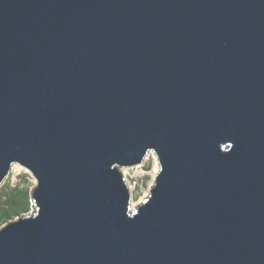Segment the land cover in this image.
<instances>
[{"label": "water", "instance_id": "obj_1", "mask_svg": "<svg viewBox=\"0 0 264 264\" xmlns=\"http://www.w3.org/2000/svg\"><path fill=\"white\" fill-rule=\"evenodd\" d=\"M15 164L0 264H264V0H0V186Z\"/></svg>", "mask_w": 264, "mask_h": 264}, {"label": "rangeland", "instance_id": "obj_2", "mask_svg": "<svg viewBox=\"0 0 264 264\" xmlns=\"http://www.w3.org/2000/svg\"><path fill=\"white\" fill-rule=\"evenodd\" d=\"M152 155L154 156L150 152L141 165L120 169L127 185L132 189L130 203L132 199L133 209L148 195L155 180V168L158 163ZM12 168L0 186V229L8 222L32 211L30 194L36 181L31 173L20 165L15 164ZM4 210H7L9 219L1 217Z\"/></svg>", "mask_w": 264, "mask_h": 264}, {"label": "bare ground", "instance_id": "obj_3", "mask_svg": "<svg viewBox=\"0 0 264 264\" xmlns=\"http://www.w3.org/2000/svg\"><path fill=\"white\" fill-rule=\"evenodd\" d=\"M147 155H148V154H147ZM147 155L145 156V159H144V160H146V159L148 158V156H147ZM152 156H153V155H152ZM153 158H154V159H155V161L157 162V159H156V156H155V155L153 156ZM13 166H14V165H13ZM157 167H158V166H157ZM157 167L155 168V172H157V170H158V168H157ZM12 169H13V168H12ZM126 184H127V183H126ZM127 189H128V192H129V194L131 195V190H132V189H131V187H130L129 185H127ZM130 198H131V197H130ZM130 206H131V207H130V209L132 210V209H133V207H132V206H134V205H133V201H132V199H131Z\"/></svg>", "mask_w": 264, "mask_h": 264}, {"label": "trees", "instance_id": "obj_4", "mask_svg": "<svg viewBox=\"0 0 264 264\" xmlns=\"http://www.w3.org/2000/svg\"><path fill=\"white\" fill-rule=\"evenodd\" d=\"M7 203V202H6ZM2 218H6V219H9V215L7 214V210H4L3 211V214L1 216Z\"/></svg>", "mask_w": 264, "mask_h": 264}, {"label": "built area", "instance_id": "obj_5", "mask_svg": "<svg viewBox=\"0 0 264 264\" xmlns=\"http://www.w3.org/2000/svg\"><path fill=\"white\" fill-rule=\"evenodd\" d=\"M13 167V166H12ZM12 167H11V169H12ZM27 171V170H26ZM28 172V171H27ZM29 173V172H28ZM30 174V173H29ZM31 175V174H30ZM33 177V176H32ZM34 178V177H33Z\"/></svg>", "mask_w": 264, "mask_h": 264}]
</instances>
